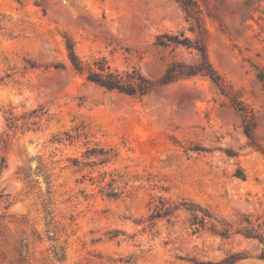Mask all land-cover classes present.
<instances>
[{
	"label": "rangeland",
	"instance_id": "374dc122",
	"mask_svg": "<svg viewBox=\"0 0 264 264\" xmlns=\"http://www.w3.org/2000/svg\"><path fill=\"white\" fill-rule=\"evenodd\" d=\"M197 38L217 83H162L172 64H201ZM69 43L92 68H135L153 87L88 81ZM259 74L264 0H0V264H264L262 243L238 232L264 231ZM111 177L117 197L99 191ZM159 199L229 231L193 233L183 209L147 227Z\"/></svg>",
	"mask_w": 264,
	"mask_h": 264
},
{
	"label": "trees",
	"instance_id": "16d2710c",
	"mask_svg": "<svg viewBox=\"0 0 264 264\" xmlns=\"http://www.w3.org/2000/svg\"><path fill=\"white\" fill-rule=\"evenodd\" d=\"M162 37L163 36H158L157 38V41L160 45L163 44V40H161ZM175 41L179 43V41ZM193 46L201 55V64L198 66L182 65L179 63L172 64L170 67H168L167 71L162 76L160 80L162 83L169 82L175 77L189 76L196 73L205 75L209 77L213 82L217 83L218 74L212 68L207 59L206 48L202 39L197 38ZM67 50L68 58L72 67L79 73L86 71V79L99 85L100 87H103L107 90H116L118 92L127 94L134 92L136 89L149 90L153 87V82L145 78L135 68H132L131 70L119 71L117 69L111 68L102 59L95 61V67L92 68L91 64L83 61L76 55L72 43L67 44ZM258 77H260L261 80L264 79L261 74H259ZM43 115L44 112L33 110L31 112V116L34 118L32 123L39 122L43 118ZM12 119V116L8 118V126L12 125ZM244 133L248 138H252V130L250 127H244ZM69 137L71 136L69 135L68 138ZM54 140L56 142L62 141V139L59 137L54 138ZM92 153L89 154L91 155ZM2 166L3 164L0 165V170ZM99 191L109 197H117L120 193H122L121 181L118 182L116 178L111 177L109 181L105 183V185L101 186ZM2 195V191H0V197ZM178 209H183L189 213V224L192 227L193 233L197 232L200 228H203L207 222L210 223L212 227L211 229L221 236H225L229 231V228L227 226H222L221 228H219L218 225L222 224L219 222V220L214 218L210 212L203 210L197 204H187V202L184 200L179 204H167L162 199H159V204L154 205L153 210L148 214L146 218V220L148 221L146 226L150 228L154 227L156 225V221L161 218H166L167 222H170V217L172 216L173 212ZM238 232H241L246 237L257 238L262 243L263 249L261 251L260 257L264 259V231L257 230V228H255L250 224V222H248V224L240 228ZM230 261H232V259L224 260L223 263H230Z\"/></svg>",
	"mask_w": 264,
	"mask_h": 264
}]
</instances>
